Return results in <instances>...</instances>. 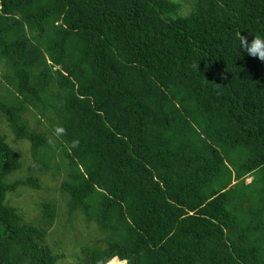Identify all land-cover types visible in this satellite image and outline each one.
<instances>
[{"label":"trees","instance_id":"trees-1","mask_svg":"<svg viewBox=\"0 0 264 264\" xmlns=\"http://www.w3.org/2000/svg\"><path fill=\"white\" fill-rule=\"evenodd\" d=\"M191 5L0 0V94L13 99L0 114L38 156L50 143L24 104L52 122L67 216L105 233L80 247L89 264H264V62L237 39L264 36V0ZM20 167L0 134V264H72L45 242L49 202L42 225L8 203L37 187L9 180Z\"/></svg>","mask_w":264,"mask_h":264},{"label":"rangeland","instance_id":"rangeland-1","mask_svg":"<svg viewBox=\"0 0 264 264\" xmlns=\"http://www.w3.org/2000/svg\"><path fill=\"white\" fill-rule=\"evenodd\" d=\"M177 5V11L174 16H185L184 9H191V0H168ZM0 81L5 84L1 69ZM4 88L0 96L7 102L13 99ZM22 102V100H21ZM29 104V103H28ZM24 104V110L20 113L21 120L25 121L29 127L45 133L50 143V148L42 151L41 155H33L28 143L17 140L11 133L6 119L0 114V134L6 139L8 145L12 148L21 162V167L14 172L9 180L20 178L26 179L33 177L36 180L37 187L29 184H19L12 193L7 195L8 203L16 208L17 212L23 216V219L34 224L42 225L45 217L38 210L41 203H50L54 215L51 224L46 228L45 242L54 253L60 255L59 263L89 264L80 255V247L84 245L103 246L105 233L100 232L93 222L85 223L82 216H67L66 202L67 196L60 192L59 186L65 180L69 171L65 157V149L55 139V132L50 129L47 121H42L36 105ZM49 120L54 115L51 109L47 110ZM49 131V132H48ZM251 176L244 178L245 183H250ZM232 182V184H234ZM105 264H125L123 260L113 257Z\"/></svg>","mask_w":264,"mask_h":264},{"label":"clouds","instance_id":"clouds-1","mask_svg":"<svg viewBox=\"0 0 264 264\" xmlns=\"http://www.w3.org/2000/svg\"><path fill=\"white\" fill-rule=\"evenodd\" d=\"M185 17L191 14L192 9H184ZM239 47L246 52L250 57L258 58L261 62H264V36H255L248 41L247 37L238 35ZM63 129H57V133L62 132Z\"/></svg>","mask_w":264,"mask_h":264}]
</instances>
